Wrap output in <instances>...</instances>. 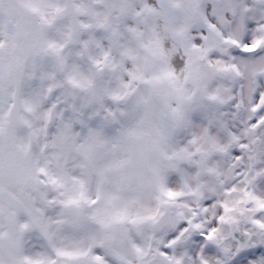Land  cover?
<instances>
[{
  "label": "snow or ice",
  "instance_id": "6c2138e0",
  "mask_svg": "<svg viewBox=\"0 0 264 264\" xmlns=\"http://www.w3.org/2000/svg\"><path fill=\"white\" fill-rule=\"evenodd\" d=\"M0 264H264V0H0Z\"/></svg>",
  "mask_w": 264,
  "mask_h": 264
}]
</instances>
